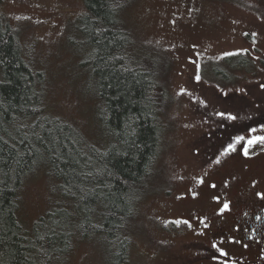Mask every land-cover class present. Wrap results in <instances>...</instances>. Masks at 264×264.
I'll use <instances>...</instances> for the list:
<instances>
[{
  "label": "rangeland",
  "instance_id": "1",
  "mask_svg": "<svg viewBox=\"0 0 264 264\" xmlns=\"http://www.w3.org/2000/svg\"><path fill=\"white\" fill-rule=\"evenodd\" d=\"M131 1L121 16L143 42L161 49L157 53L163 55L162 68L165 64V79L170 84L173 101L168 107V135L155 167L154 176L158 168L159 179L136 200L133 230L127 233L131 238L127 264H173L174 256L180 257L191 248L192 264H201V259L206 260V264L207 256L214 255L216 248L194 240L199 237L196 231L206 230L199 213H206L204 207L214 208L224 198L221 190H214L211 183L221 185L222 189L228 182L237 183L254 170L259 161H252L247 168L227 156H220L223 158L219 157V164L198 160L193 147L201 144L208 149L211 140L207 133L215 132L213 124L222 118L214 111L207 115L196 113L194 108L205 91L217 92L207 86L209 83L227 87L221 89L227 94L243 89L241 92L250 102L248 95L254 97L256 92L260 93L256 84L264 78L255 79L259 77L256 76L247 80V77L256 71L254 52L264 50V0ZM0 12L20 31L25 56L45 72L46 110L77 125L92 144L106 146L108 137L101 121L104 105L98 95L97 78L92 75L95 74L93 66L85 62L92 54V45L85 42L79 28V17L87 12L84 0H0ZM252 33H256V38ZM194 41L197 47H192ZM241 49H247L240 53L242 56L251 54L252 60L247 58V65L232 68L234 80L218 82L214 71L226 68L225 71H229L236 64L237 55H232V59L224 53ZM192 51L200 53L199 69L196 64L193 69ZM197 70L199 81L195 79ZM193 82L200 87H194ZM232 82L236 84L228 86ZM181 89L185 92L178 95ZM197 90L204 93L196 94ZM218 106L224 107L223 111L229 108L227 101L219 102ZM204 127L207 133L203 132ZM221 135L224 141L231 134ZM200 180L202 183L198 182ZM235 191L236 187L227 193L235 194ZM214 193H218V199L212 202ZM17 200L19 217L28 229L47 210L71 205L72 201L63 195L60 180L43 162L26 177ZM182 218L188 223H174L183 221ZM113 244L103 234L74 236L69 251L62 253L57 264H112L115 260ZM233 247L237 251L241 249Z\"/></svg>",
  "mask_w": 264,
  "mask_h": 264
},
{
  "label": "trees",
  "instance_id": "2",
  "mask_svg": "<svg viewBox=\"0 0 264 264\" xmlns=\"http://www.w3.org/2000/svg\"><path fill=\"white\" fill-rule=\"evenodd\" d=\"M84 2L79 28L92 45L85 62L104 105V147L46 110L45 72L25 56L20 31L0 12V264H57L74 236L94 234L114 243L112 264H127L136 200L159 179L155 167L173 101L161 49L124 23L121 13L131 0H119V8L117 0ZM40 162L73 202L52 207L28 229L19 217L18 190Z\"/></svg>",
  "mask_w": 264,
  "mask_h": 264
},
{
  "label": "flooded vegetation",
  "instance_id": "3",
  "mask_svg": "<svg viewBox=\"0 0 264 264\" xmlns=\"http://www.w3.org/2000/svg\"><path fill=\"white\" fill-rule=\"evenodd\" d=\"M253 37L256 38L255 35ZM193 46L197 47L195 41L194 43L192 42ZM254 53L256 55L253 57V64L256 71L254 74L248 76L247 80L254 79L256 76L259 77L255 79L264 78V50L262 49V51ZM234 56H232V59ZM247 58L252 60V55L247 54V56H242L240 53L235 57L236 64L229 71H225L227 68L214 71L218 82L223 84L225 81L234 80L231 77L232 68L244 63L247 65ZM199 60L200 53L192 51L193 69L194 65L199 63ZM228 66L229 63L227 62L226 67ZM192 84L194 87H200L195 82ZM232 84L236 83H229L228 86ZM261 85H264V81L256 84L257 90L260 93L256 92L254 97L248 95L252 102L248 101L245 93H242L239 89H236V91L232 90L233 93H226L227 95H225V92L221 89L225 90L227 87H222L215 83H209L207 86L212 87L213 90L216 89V93L195 91L196 94L204 93L200 100H198L199 103L196 108H194L196 113L207 115V113L211 114V111H214V113L223 111L224 107L218 106V103L227 101L229 108L225 109V112H231L232 115L237 117L236 120L222 118V120L216 121L213 124L214 129H212L215 132L212 133H207L204 130L205 127L203 128V132L208 134L211 141L208 149H205L201 144H196L193 147L198 160L214 164L216 159L222 156L220 155L221 150L224 147L227 148L230 143H234L235 151L223 156L231 158L235 163L238 161L247 168L250 167L252 161H259L257 167L251 172L246 173L243 179L237 183L228 182L224 184L223 189L221 185L214 182L211 183L216 186L214 190H221L224 198L214 208L206 209L207 206L204 207L203 210L206 213H199V216L203 217V221L208 227L204 232L196 231L199 237L194 238V240H200L199 242L205 246L215 243L218 248H222L227 253L232 251V253H228L227 256H221L220 252L216 249L214 250V255L207 256L209 258L207 263L209 264H264V199L257 196V193H264V144L256 142L248 145L247 143L249 139L255 136H264V88ZM241 96L244 99L236 101L235 98H241ZM252 129H255V131H252ZM224 132H230L231 135L228 140L222 141L221 134ZM238 136L244 137V140L237 143L235 138ZM190 138V144H192V131L190 132ZM198 139H195L194 142H197ZM245 148L248 149V156L243 155ZM234 187L237 188L235 194L231 192L227 193V191H230ZM217 195L218 193L213 194L211 197L212 202L217 198ZM224 203H228L229 208L220 214V208L223 207ZM182 220L188 222L186 219L182 218ZM234 240H239L240 243L231 242ZM245 244L248 247H244ZM233 246H240L241 249L237 251ZM200 262L204 264L206 260L201 259ZM173 264H192V248L189 251H185L180 257L174 256Z\"/></svg>",
  "mask_w": 264,
  "mask_h": 264
},
{
  "label": "snow or ice",
  "instance_id": "4",
  "mask_svg": "<svg viewBox=\"0 0 264 264\" xmlns=\"http://www.w3.org/2000/svg\"><path fill=\"white\" fill-rule=\"evenodd\" d=\"M115 7L119 8V7H122L121 3L119 2V0H117L116 4H115ZM244 35H248V33H244ZM252 35H256V33H252ZM247 49H241L239 52H225L224 53V56H232V55H238L240 54V52H246ZM197 69H199V65H197ZM195 79L197 81L200 80V75H199V71H197V75L195 77ZM262 88H264V85H261ZM240 91H244L243 89H240ZM185 92L184 89H181L180 93H178V95H181ZM225 95H227L225 93ZM217 116L221 117V118H224V119H227V120H236L237 117L235 115H232L231 112H225V111H219V112H216L215 113ZM252 131H255V129H252ZM244 140V137L242 136H238L235 138V141L238 143L240 141ZM256 142H260L261 144H264V136H255L251 139H249L247 141L248 145H252ZM232 151H235V144L234 143H230L227 148L224 149V151L220 154V155H227L229 154V152H232ZM243 155L244 156H248L249 155V152H248V149L245 148L244 149V152H243ZM215 163L219 164L220 163V160L219 158L216 159ZM199 183H202V180L198 181ZM211 187L215 188L216 186L215 185H211ZM195 195V194H193ZM257 196H259L261 199H264V193H257ZM218 199V198H217ZM229 208V204L228 203H224L223 204V207L220 208V214H222L226 209ZM203 223V221H201ZM174 223L176 224H179V223H185L187 224L188 222L187 221H174ZM206 228L208 227L207 224L204 225ZM231 242H234V243H240L239 240H234V241H231ZM213 248H216L218 252H220V255L221 256H227L228 253L225 252L222 248H218L216 244H213L212 245ZM244 247H248V245H244Z\"/></svg>",
  "mask_w": 264,
  "mask_h": 264
}]
</instances>
